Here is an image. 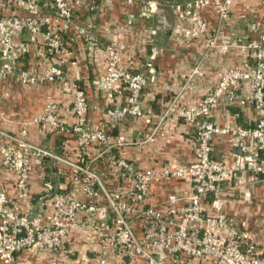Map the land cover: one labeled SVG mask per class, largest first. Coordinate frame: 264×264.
I'll use <instances>...</instances> for the list:
<instances>
[{
  "label": "crops",
  "instance_id": "0c3cea01",
  "mask_svg": "<svg viewBox=\"0 0 264 264\" xmlns=\"http://www.w3.org/2000/svg\"><path fill=\"white\" fill-rule=\"evenodd\" d=\"M69 1L74 9L72 27L66 35L65 48L52 57L63 73L62 78L40 86L22 84L13 78L0 79L1 156L16 151V137L50 153L32 155L27 199H19L17 174L10 168H0V186L6 189L10 200L20 202L21 213L40 217L42 224L53 217L50 197L54 194L67 192L84 198L71 180V167L61 160L76 159L77 136L36 122L45 111L48 96L58 103L61 121L73 124L74 91L82 88L91 105L89 118L106 123L108 105L124 103L128 95L119 79L113 81L110 91L101 86L109 46L119 41L126 44L122 63L134 72H147V63H153L154 71L147 72L148 85L141 96L145 116L128 118L109 130L105 142L88 147V162L107 188L115 190L126 170L118 165L119 159L127 161L134 170L189 165L194 161L191 139L195 122L180 115V111L201 102L209 89L218 84L221 71L252 64L245 45L264 34V16L255 0H235L234 12L227 21H220L211 8L190 11L192 0H164L165 5L150 18L141 15L139 4L123 0L110 3L98 0L93 10L89 8V0ZM173 1L182 3L184 9H173L170 6ZM45 11L52 12L51 6H46ZM196 17L209 22L218 35V47L209 49L202 36H184ZM28 39L32 42L31 52L21 59L20 66L41 73L48 69L51 56H47L41 39L32 41L31 36ZM225 44L228 49L223 48ZM198 66L199 71L195 72ZM237 93L251 97L253 88L245 81ZM256 116L253 103L246 106L223 103L214 111L215 122L224 127L254 126ZM159 129L164 133H157ZM120 135L125 137L124 142L118 141ZM212 144L215 160L240 168L205 199L204 215L227 217L232 232L249 233L248 241L241 239L242 249L248 243L264 256V154L262 151L257 154L251 141H238L229 134H215ZM257 166L263 170H257ZM174 190L184 194L190 190L189 183L174 180L154 184L147 205L165 209L168 193ZM218 236L224 237L220 232ZM98 250L99 246L91 244L78 227L68 233L59 253L55 254L51 244H38L18 253L17 260L18 264H50L58 256V264H86ZM176 264H191V259L182 257Z\"/></svg>",
  "mask_w": 264,
  "mask_h": 264
},
{
  "label": "built area",
  "instance_id": "2783aa9c",
  "mask_svg": "<svg viewBox=\"0 0 264 264\" xmlns=\"http://www.w3.org/2000/svg\"><path fill=\"white\" fill-rule=\"evenodd\" d=\"M101 1L110 3L113 0ZM123 1L139 4L140 13L145 18L157 14L165 5L164 0ZM210 1L192 0L190 11L206 6ZM255 1L264 16V0ZM234 2L216 0V14L220 21L231 18ZM48 5L52 12L45 11ZM97 5L98 0H89L90 9H96ZM170 6L176 11L184 9L177 1L171 2ZM73 15L69 0H0V79L13 78L22 84L40 86L46 81L62 78L63 73L52 57L65 48L64 35L72 27ZM154 32L157 33L156 29ZM191 35L204 37L209 49L219 45L217 33L203 18L196 17L192 27L184 33L185 37ZM29 36L32 41L41 39L47 56H51L48 69L41 73L20 66L21 59L31 52ZM125 47L126 44L119 41L108 48L109 61L101 86L110 91L113 81L119 79L128 95L124 103L108 105L106 123L89 118L91 105L82 88L74 91L76 121L73 124L61 121L58 103L47 97L45 111L36 122L77 136L76 159L61 160L71 167V180L81 189L84 198L67 192L54 194L50 197L53 217L47 224H42L40 217L21 213L20 202L10 200L6 189L0 186V264H18V253L38 244H51L57 254L71 229L78 227L91 244L99 246L97 255L86 264H176L182 257L202 255L205 247L216 242L217 250L227 264H264V256L253 245L247 243L246 249H242L241 239L248 241V232L237 235L232 232L227 217L204 215L205 199L217 192L220 183L235 175L240 168L212 157L214 135L229 134L238 141L249 140L257 154L260 151L264 154V34L245 45L252 56V64L221 71L218 84L209 89L201 102L180 111V115L195 122L191 139L194 161L189 165L134 170L127 161L119 159L118 165L126 170L121 173L120 186L110 190L88 162V147L105 142L109 130L128 118L145 116L141 96L148 85V74L154 71L152 62L147 63L148 74L126 67L122 63ZM228 47V44L223 45L224 49ZM194 71L198 72L199 66ZM245 81L253 88L251 97L237 93ZM223 103L241 106L253 103L257 113L254 126L218 125L214 111ZM157 133L163 134L164 130L159 129ZM15 139L18 143L16 151L4 157L0 153V168L7 167L16 172L18 197L22 200L30 196L32 155L50 153L21 137ZM118 141L124 142L125 137L120 135ZM256 169L263 170L258 166ZM174 180L188 182L190 190L184 194L177 190L169 192L165 209L147 205L154 184ZM218 232L226 236L218 237ZM50 264H58V256H54Z\"/></svg>",
  "mask_w": 264,
  "mask_h": 264
},
{
  "label": "rangeland",
  "instance_id": "374dc122",
  "mask_svg": "<svg viewBox=\"0 0 264 264\" xmlns=\"http://www.w3.org/2000/svg\"><path fill=\"white\" fill-rule=\"evenodd\" d=\"M224 1H226V0H224ZM202 8H211L216 13V11H217L216 0H211L210 3L207 4L206 6L199 7V9H202ZM215 216L216 215H214L212 217H215ZM222 216H224V215H222ZM229 223H230V221H229ZM229 226H231V224ZM203 247H204V245H203ZM217 248H218V243L216 242V243L212 244L211 246L205 247V251L203 252L202 255L190 256L191 264H227L226 262H224L222 260V257L220 256V253L217 250Z\"/></svg>",
  "mask_w": 264,
  "mask_h": 264
},
{
  "label": "trees",
  "instance_id": "16d2710c",
  "mask_svg": "<svg viewBox=\"0 0 264 264\" xmlns=\"http://www.w3.org/2000/svg\"><path fill=\"white\" fill-rule=\"evenodd\" d=\"M66 35H67V33L64 35V37H65V38H64V41H65V42H66ZM55 130H56V129H55ZM57 131H59V130H57ZM221 183H222V182H221ZM211 194H212V193H211ZM211 194H210V195H211Z\"/></svg>",
  "mask_w": 264,
  "mask_h": 264
},
{
  "label": "water",
  "instance_id": "95a60500",
  "mask_svg": "<svg viewBox=\"0 0 264 264\" xmlns=\"http://www.w3.org/2000/svg\"><path fill=\"white\" fill-rule=\"evenodd\" d=\"M54 191V190H53Z\"/></svg>",
  "mask_w": 264,
  "mask_h": 264
}]
</instances>
